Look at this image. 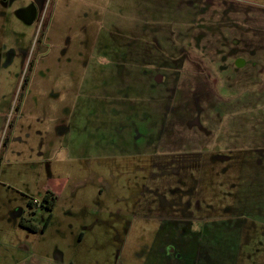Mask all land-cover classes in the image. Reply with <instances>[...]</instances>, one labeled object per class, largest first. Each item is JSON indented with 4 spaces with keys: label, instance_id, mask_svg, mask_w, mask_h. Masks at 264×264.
<instances>
[{
    "label": "rangeland",
    "instance_id": "rangeland-1",
    "mask_svg": "<svg viewBox=\"0 0 264 264\" xmlns=\"http://www.w3.org/2000/svg\"><path fill=\"white\" fill-rule=\"evenodd\" d=\"M260 144L264 0H0V264H264Z\"/></svg>",
    "mask_w": 264,
    "mask_h": 264
},
{
    "label": "trees",
    "instance_id": "trees-1",
    "mask_svg": "<svg viewBox=\"0 0 264 264\" xmlns=\"http://www.w3.org/2000/svg\"><path fill=\"white\" fill-rule=\"evenodd\" d=\"M33 200L28 199L27 205L30 207ZM55 203V196L52 192L47 191L40 200V205L42 208L46 209L48 212L52 210ZM50 213H48L46 219L43 221L41 226H37L35 223L21 218L19 220V225L30 232L43 231L49 223Z\"/></svg>",
    "mask_w": 264,
    "mask_h": 264
},
{
    "label": "flooded vegetation",
    "instance_id": "flooded-vegetation-1",
    "mask_svg": "<svg viewBox=\"0 0 264 264\" xmlns=\"http://www.w3.org/2000/svg\"><path fill=\"white\" fill-rule=\"evenodd\" d=\"M160 81V76L159 75H157V82H159ZM180 130H179V133L176 135V136H174V134L173 135H169V137H168V142H165V143H161V145H159V147L158 148H163V147H165V145L166 144H168L170 141L171 142H174L175 141V139L180 135V137H179V139L178 140H181V141H183V143H184V139L183 138H181V134H180ZM178 140H176V143L178 144V148L176 149V151H183V150H186V149H190L191 148V146L188 144V143H185V144H183L182 142L181 143H178ZM183 144V145H182ZM199 148H202V146H199ZM253 149H255V150H264V144H260V145H258V146H253ZM174 149H171V148H168L167 149V152H176ZM47 191H49V192H51L50 190H47ZM46 191V192H47ZM45 192V193H46ZM39 206L40 205V203H34V202H32V204H31V206L30 207H32V206ZM22 213V210H19V212H17V215H19V214H21ZM21 218H23V219H26L25 217H20V219ZM27 220V219H26ZM38 226V225H37ZM38 232V231H37ZM80 237H82V233H80V235H79ZM60 257L59 256H57V259H59ZM59 261H61V260H59ZM162 264V263H161Z\"/></svg>",
    "mask_w": 264,
    "mask_h": 264
},
{
    "label": "crops",
    "instance_id": "crops-1",
    "mask_svg": "<svg viewBox=\"0 0 264 264\" xmlns=\"http://www.w3.org/2000/svg\"><path fill=\"white\" fill-rule=\"evenodd\" d=\"M241 65H242V63H241ZM24 251L30 252V250L27 248L24 249ZM59 260H61V259L60 258L59 259L47 258V259L41 260L40 258H35V257L30 256V257H26V259L19 260L18 264H62V261H59Z\"/></svg>",
    "mask_w": 264,
    "mask_h": 264
},
{
    "label": "built area",
    "instance_id": "built-area-1",
    "mask_svg": "<svg viewBox=\"0 0 264 264\" xmlns=\"http://www.w3.org/2000/svg\"><path fill=\"white\" fill-rule=\"evenodd\" d=\"M35 204H36V202L35 201H33Z\"/></svg>",
    "mask_w": 264,
    "mask_h": 264
}]
</instances>
